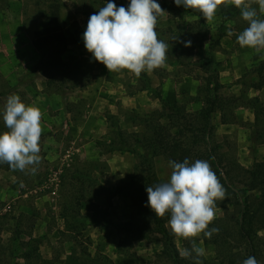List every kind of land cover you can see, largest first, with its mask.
<instances>
[{"label":"rangeland","instance_id":"1","mask_svg":"<svg viewBox=\"0 0 264 264\" xmlns=\"http://www.w3.org/2000/svg\"><path fill=\"white\" fill-rule=\"evenodd\" d=\"M108 2L0 0V133L8 130L3 111L10 95H19L27 106L38 92L58 94L62 106L59 122L44 134L47 139L41 134V161L35 174L30 169L13 171L7 163H0V251L6 254L5 264H169L161 257V241L135 239L121 230L135 213L132 202L124 196L109 198L96 195L95 188L90 190L91 194L83 199L74 230L66 227L62 216L68 202L76 196L67 180L74 169L90 168L97 190L101 185L113 190L137 162L134 155L112 152L106 146L108 116H115L123 130L137 131L134 117L161 108L154 97L155 90L195 112L200 107L198 93L207 76L195 65L199 53L186 51L177 35L187 33L196 21L205 19L195 10L177 7L174 0H156L166 11L155 28L157 38L168 45L165 66L144 71L139 78L126 69L110 73L92 58L83 41L90 15ZM112 2L127 9L130 0ZM252 7L257 9V18L264 20L258 4ZM67 23L71 28L65 31L66 35L52 33V27ZM206 24L210 35L202 55L216 64L224 95L237 102L230 123L223 124L219 115L215 119L216 142L229 162L249 169L264 158V138L256 139L255 113L249 106L254 98L264 101V85L254 87L263 82L258 70L264 64V50L257 53L239 46L237 36L248 22L234 5L219 6L213 21ZM53 52H58L56 57L61 62L80 66L77 79L62 83L61 89L60 73L57 85L48 87L53 75L38 70L41 56ZM260 129L264 136V124ZM58 170V194L52 197L47 187L51 186V175ZM156 170L161 183L170 180L172 168L168 159L157 158ZM90 201L104 215H93L87 207ZM223 215L224 211L215 209V218ZM167 228L171 232L168 224ZM260 236L264 250V232ZM175 241L181 252L195 243L208 261L214 258L215 249L204 244L203 233L189 240L175 237ZM35 247L38 249L34 257L26 261L24 250ZM4 260L5 256L0 255L2 264Z\"/></svg>","mask_w":264,"mask_h":264},{"label":"trees","instance_id":"2","mask_svg":"<svg viewBox=\"0 0 264 264\" xmlns=\"http://www.w3.org/2000/svg\"><path fill=\"white\" fill-rule=\"evenodd\" d=\"M177 35L180 45L184 46L186 51H190L191 54L195 51L199 53V60L195 65L207 75L198 93L199 109L191 112L180 102L172 101L159 90H155L153 94L160 101L161 108L134 117L132 121L137 131L123 130L116 122L115 116H108L109 137L106 146L112 152L134 155L137 162L131 173L113 190L102 185L97 186L99 188L97 190V182L90 176L93 171L90 168H76L70 172V178L67 180L72 194L76 196L73 201L68 202L62 214L67 223L66 227L69 230L76 228L74 224L77 216L80 217L83 199L91 194L90 190L95 188L96 195H107L109 198L121 195L128 198L135 208L131 220L121 227L126 235L135 239L161 241L163 243L161 257L169 264H193L191 259L181 256L182 252L176 244L175 236L167 228L170 214L156 217L150 207L145 206L148 201L146 187L161 183L156 170V159L159 157L178 163L188 159L189 164L205 160L226 189V198L223 201H216L215 208L224 211V215L215 218L206 229L217 228L219 231L213 233L211 238L203 234L204 244L213 246L215 255L211 261L204 256L200 257L202 264H243L249 256L255 257L258 264H261L264 252L260 236V232H264V158L251 168L245 169L240 163L229 162L230 159H227L216 142L215 119L219 115L223 124L230 123V114L237 102L234 97L224 95L222 92L224 84L220 80L216 64L211 58L202 55L210 35L206 22L200 19L187 33ZM189 41L190 46L185 47ZM47 55L41 56L38 70L41 68L44 73L53 75L47 82L48 87L56 84L58 73L61 82L59 89L62 88V83L70 79L73 81L81 74L80 66L72 67L61 62L56 57L58 52ZM263 73L264 64L258 70L263 82L254 86L255 88L264 85ZM60 93L62 94V90ZM249 106L255 113L256 139H262L264 136L260 128L264 124V101L254 98L249 102ZM88 206L92 209L93 215L98 217L104 215L99 211V206L92 201L87 203ZM191 246L188 245L186 248ZM37 249L38 247L24 250V259L30 261ZM82 251L87 254V250ZM0 255L5 256L3 261L5 264L6 254L0 251Z\"/></svg>","mask_w":264,"mask_h":264},{"label":"clouds","instance_id":"3","mask_svg":"<svg viewBox=\"0 0 264 264\" xmlns=\"http://www.w3.org/2000/svg\"><path fill=\"white\" fill-rule=\"evenodd\" d=\"M174 3L195 10L206 23L213 21L219 6L234 5L248 22V27L237 36V43L257 53L264 50V20L257 18V9L252 7L258 4L259 13L264 14V0H174ZM164 13L156 0H130L127 9L109 0L105 7L90 15L83 33L84 47L110 73L126 69L139 78L144 71L165 66L168 45L157 38L155 31L158 18ZM188 46L190 41L185 44ZM41 118L38 107L26 106L19 95L8 96L3 111L8 130L0 133V163H7L13 171L30 169L32 174L36 173L41 161ZM169 165L172 172L168 182L146 187L145 206L156 217L170 214L168 226L176 238L189 240L201 233L211 238L219 230L206 229L215 219L216 201L226 198V189L205 160L193 164L188 159L183 163L170 160ZM203 255V249L195 243L181 253L193 264H202ZM243 264H258V261L249 256Z\"/></svg>","mask_w":264,"mask_h":264},{"label":"crops","instance_id":"4","mask_svg":"<svg viewBox=\"0 0 264 264\" xmlns=\"http://www.w3.org/2000/svg\"><path fill=\"white\" fill-rule=\"evenodd\" d=\"M68 25L69 23L61 24L59 25L60 27L54 26L52 27V33H54V31H58L57 34L62 33L63 35H66L67 33H65V31H67V29L70 30L71 28V25ZM60 100L61 96L58 94L48 95L47 93L38 92L32 102L27 105L35 106L40 109L42 113L41 126L43 136L51 126L58 123L60 120V111H62ZM45 139H47V137H45Z\"/></svg>","mask_w":264,"mask_h":264},{"label":"built area","instance_id":"5","mask_svg":"<svg viewBox=\"0 0 264 264\" xmlns=\"http://www.w3.org/2000/svg\"><path fill=\"white\" fill-rule=\"evenodd\" d=\"M60 182V170L53 172L51 175V186H48V190H51V196L55 197L58 194V187ZM55 183V185H54ZM10 206H8L9 208ZM7 210V209H6Z\"/></svg>","mask_w":264,"mask_h":264}]
</instances>
